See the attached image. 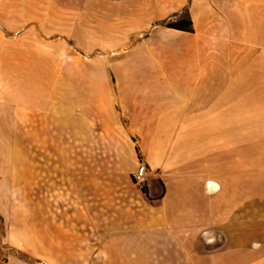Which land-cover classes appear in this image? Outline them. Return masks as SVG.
<instances>
[{
  "label": "crops",
  "instance_id": "1",
  "mask_svg": "<svg viewBox=\"0 0 264 264\" xmlns=\"http://www.w3.org/2000/svg\"><path fill=\"white\" fill-rule=\"evenodd\" d=\"M112 2L0 0V37L10 28L23 27L21 33L27 34L39 20H53L46 27L57 30L65 28L66 20L108 17L97 13L113 12ZM229 9L230 14L210 8L205 13L208 27L218 15L223 32L210 30L223 50L201 51L190 84L175 87V97L162 102L156 120L145 126L141 147H131L132 168L137 145L141 160L154 172L147 194L122 172L119 157H85L83 172L74 171L51 150L50 139L33 140L37 149L30 157L0 156V219L7 227V219L11 222L5 233L0 231V264H264V257L248 246V227L257 225L249 223L248 139L242 133L247 122L241 118L249 113V98L255 99L252 113L264 115V2L258 7V37L247 32V22L230 21L244 15ZM17 51L0 43V82L32 84L31 99L23 106L44 129L41 118L59 103L70 106L55 92V83L68 77L56 74V65L38 45L23 43ZM16 59L19 65L12 66ZM247 67L252 68L249 75L242 69L233 73ZM95 99L97 106H109L107 96ZM4 105L7 100L0 98ZM256 129L264 131V121ZM26 206L30 220L16 213ZM26 224L31 232L20 236L18 228ZM28 242L35 261L13 251Z\"/></svg>",
  "mask_w": 264,
  "mask_h": 264
},
{
  "label": "rangeland",
  "instance_id": "2",
  "mask_svg": "<svg viewBox=\"0 0 264 264\" xmlns=\"http://www.w3.org/2000/svg\"><path fill=\"white\" fill-rule=\"evenodd\" d=\"M263 2L264 0H212V3L208 0H132L127 3L124 0H113L110 4L114 7L113 12L97 13L111 16L66 20L64 29L54 30L51 25L48 29L46 26L53 20H39V26L31 25L27 34L21 33L23 27L10 28L8 34H2L0 43H7L9 49H13L16 54V49L23 43H33L45 50L40 51V54H49L50 65H56V74L68 77L65 82L55 83V92L58 101L70 102V106L57 104L50 115L41 118L45 128L38 129L35 125L37 118L32 115L31 108L23 106L25 101L31 99L32 84L0 82V98L5 102L7 100V105L0 106V156L14 155L18 159L30 157L33 150L37 149L33 146V140L46 142L50 139L53 144L51 150L67 166H71L72 170L83 172L85 157H119L122 172H126L133 182L132 172L141 160V150H136V163L132 168L131 147L134 144L141 147L146 133L145 126L148 127L156 120L162 102L175 97L173 92L176 86L190 84L189 78L198 69L201 51L208 48L206 52L219 54L223 50L220 47L221 41L214 39L212 32H223V26L218 24V15L217 21L208 27L205 13L210 8L218 10L221 15L230 14L229 8L235 7L236 10H241L244 18L239 20L233 16L229 20L237 24L247 22V32L250 36L258 37L261 31L256 26L257 19L260 18L258 7ZM182 17L191 18L193 31L169 26ZM0 27H3L1 23ZM19 63L20 59H16L12 66ZM240 69L249 75L252 68H236L233 73ZM48 85L51 87L53 84ZM97 96H107L108 103L111 104L97 106ZM255 109V99L249 98V113L241 117L242 120L246 118L247 122V131L242 133L248 139L249 223L256 222L257 225L248 227V246L249 251L264 257V146H257V143L264 142L261 140L264 139V131L256 129L264 121V115L253 114ZM103 121L104 125L96 126L97 122L101 125ZM108 122L113 123V126L106 124ZM235 133L239 132L233 130L232 134ZM43 148L47 150L46 146ZM153 173L152 171V176ZM155 186L153 181V187ZM144 190L147 192V186ZM144 190L142 189L143 192ZM28 206L30 207V200ZM16 213L21 218H31L28 207L25 211ZM10 223V219H7V227L2 216L0 231L5 233ZM80 228L72 227L73 233ZM18 229L21 236L24 231L30 233L32 225L26 224ZM218 246L222 244L217 243L216 247ZM19 247L22 249L15 248L13 251L35 261L30 253L31 242L20 244Z\"/></svg>",
  "mask_w": 264,
  "mask_h": 264
},
{
  "label": "built area",
  "instance_id": "3",
  "mask_svg": "<svg viewBox=\"0 0 264 264\" xmlns=\"http://www.w3.org/2000/svg\"><path fill=\"white\" fill-rule=\"evenodd\" d=\"M132 175L134 184L138 188L144 189L152 176V169L145 161L139 160L137 167L132 172Z\"/></svg>",
  "mask_w": 264,
  "mask_h": 264
},
{
  "label": "trees",
  "instance_id": "4",
  "mask_svg": "<svg viewBox=\"0 0 264 264\" xmlns=\"http://www.w3.org/2000/svg\"><path fill=\"white\" fill-rule=\"evenodd\" d=\"M169 26L173 27V28H176V29H180V30L193 31L192 20L189 17L179 18L176 22L170 23ZM135 148L138 151V146L137 145L135 146ZM145 193L147 194L146 191H145Z\"/></svg>",
  "mask_w": 264,
  "mask_h": 264
},
{
  "label": "bare ground",
  "instance_id": "5",
  "mask_svg": "<svg viewBox=\"0 0 264 264\" xmlns=\"http://www.w3.org/2000/svg\"><path fill=\"white\" fill-rule=\"evenodd\" d=\"M209 186H211V188H213V189H217L219 185L216 182H209Z\"/></svg>",
  "mask_w": 264,
  "mask_h": 264
}]
</instances>
